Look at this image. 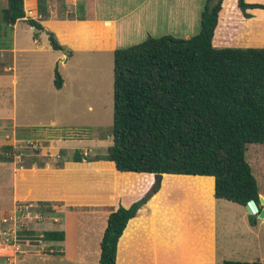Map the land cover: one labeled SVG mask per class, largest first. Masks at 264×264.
<instances>
[{
  "label": "rangeland",
  "instance_id": "374dc122",
  "mask_svg": "<svg viewBox=\"0 0 264 264\" xmlns=\"http://www.w3.org/2000/svg\"><path fill=\"white\" fill-rule=\"evenodd\" d=\"M62 2L63 0H59L58 4ZM6 4L8 5L7 0H0V47L10 49L14 42V32L3 20V11H1ZM228 12L223 15L222 22ZM261 21L264 22L262 19ZM30 27L27 23H20V38H25L28 43H24L25 45L19 43L15 61H13L14 55L12 54L11 57L8 53L0 59V69H4L0 72V112L6 110L11 115L14 114L15 120L12 122L19 125L17 133H22L26 137L23 142L17 143L16 147L12 145L11 152L15 159L22 150L23 158H26L25 164L29 166L30 158H34L35 153L38 152L39 145L38 148L36 145L38 141L40 142L39 139L42 141L44 138H49V135L60 138L61 141L57 142V145L62 149L54 150L53 155L58 170L55 171L53 180L47 178L49 182L44 187H39L40 193L45 191V194L54 196L55 200L67 197L72 200H87L83 203L86 210L73 209L65 214V217H61L60 221L40 224L38 225L40 231L29 234L27 232L30 230V223L38 220L33 219V216L38 211L45 214L47 206L42 202L17 200L11 207H4L5 203L9 202L7 198L11 196L12 189L0 188V216L10 215L16 207L19 208L23 204L28 205L27 211L31 212L25 225L20 223V229L22 228L23 231L21 234L23 239L25 238L23 243L27 244L29 241L30 245L40 247L32 246L34 247L32 250L22 252L17 257L16 264H101L100 241L111 211L120 206L130 207L136 201L151 197L157 178L145 173L119 172L111 167L98 169L94 165L95 157L106 154L108 147L113 143V51L73 52L69 49L68 62L63 64V61L56 59V51L39 49L33 44L31 38L35 32ZM200 27L198 24L195 32L189 37L197 34ZM168 29L166 27V30H163L165 32H158L155 34L156 37L165 34L181 38L186 36L182 31V22L174 24L171 30ZM147 37L148 35L145 38L138 35L132 36L129 41L118 47L140 43ZM42 39L48 40L45 34ZM235 45L218 44L217 47H246L240 41ZM252 45L257 48L264 47V45ZM24 46L29 47L30 50H21ZM9 66L13 67V70L8 69ZM57 73L65 82L63 88L56 86ZM14 75L15 83L12 82ZM2 121L0 120V124ZM43 141L45 144L49 143ZM77 150L87 155L89 164L74 160ZM29 153L33 155L25 156ZM20 158V156L17 157L18 160ZM47 158L48 156L44 157V159ZM246 159L257 178L259 191L264 195V143L248 144ZM83 160L86 161L85 158ZM61 169L64 170L61 171ZM212 187L209 177L166 175L155 192V197L161 198L157 199L156 204L162 213H171L164 217L171 226L175 216L183 215V213L177 214L179 211L177 209L170 212L166 209L168 203L172 207L175 203L181 201L183 203V197L189 191L192 193L194 189H197L202 193H208ZM187 188L191 190L186 191ZM114 190L115 197L121 190L123 198L113 197L110 192ZM71 194L72 197L69 196ZM216 199V264H223L225 260H260L264 264V219L252 220L246 206L227 199ZM95 204L103 205L105 208H97L102 210L100 213H91L96 209L92 207ZM20 216L22 218V215ZM138 226L132 223L130 227L134 233L129 243L139 246L130 248V252L134 255L136 264H150L148 261L153 255L151 252L153 231L150 228L145 229L143 234L141 230V232L136 231ZM50 229L66 231L67 239L50 242L43 240V232ZM162 230L166 231V229ZM49 246L57 250H66V256L41 255L37 252ZM80 257L84 261H79ZM5 260L8 259L0 257V264H11Z\"/></svg>",
  "mask_w": 264,
  "mask_h": 264
},
{
  "label": "trees",
  "instance_id": "16d2710c",
  "mask_svg": "<svg viewBox=\"0 0 264 264\" xmlns=\"http://www.w3.org/2000/svg\"><path fill=\"white\" fill-rule=\"evenodd\" d=\"M48 1L38 0L42 18L49 16ZM223 1L206 0L200 31L190 38L149 35L114 51L113 143L94 160L118 171L214 176L217 198L244 206L254 199L260 205L258 181L246 150L250 143H264V47L214 45ZM230 7L226 0L222 17ZM239 7L251 17L248 10L264 4L239 0ZM25 17V0H8L3 20L13 25ZM26 21L36 29L35 37L44 30L39 20ZM48 34L55 50L67 49L53 32ZM56 77L60 87L62 79L58 73ZM4 148L7 154L0 147V160L13 161L12 147ZM84 158L89 161L80 150L75 152V161ZM145 201L110 213L101 240V264H116L119 239ZM65 237L63 230L42 234L48 242ZM223 264L263 263L225 260Z\"/></svg>",
  "mask_w": 264,
  "mask_h": 264
},
{
  "label": "crops",
  "instance_id": "0c3cea01",
  "mask_svg": "<svg viewBox=\"0 0 264 264\" xmlns=\"http://www.w3.org/2000/svg\"><path fill=\"white\" fill-rule=\"evenodd\" d=\"M204 1L206 2V0H63L62 4H58L59 0H49V16L47 18H42L39 13L38 0H25V19L18 20L13 25L5 22L13 29L14 42L11 44L10 49L0 47V59L8 53L11 57L12 54L14 55L13 61H15L14 57L15 53L19 50V43H28L25 38H20V23L24 22L29 24L26 18H35L39 20L44 27V30L39 31L37 37H35L33 33L31 38L33 39V44L38 46L37 48L39 49H53L57 54L56 59L63 61V64H67L69 58L67 52L69 49L73 52H104L110 50L114 53L120 44L129 41L132 36L138 35L145 38L147 35L165 32L163 30H166V27L169 28L168 30H171L173 25L178 22H182L183 24L182 31L186 35L185 37L190 38L189 35L195 32L198 24L201 26L202 12L205 7ZM245 1L247 3L264 4V0ZM225 2L226 0L223 1V7L219 12L218 24L213 38L214 45L217 46L218 44L228 43L235 45L239 41L246 47L254 46L252 44L256 46L264 45V22L261 21V19L264 20V8L249 9L248 11L252 16L245 17L243 11L239 7V0H230V11L222 22ZM6 7H3L1 11ZM30 28L35 32L36 29L33 26ZM48 31L54 32L59 42L66 46L67 49L64 51L55 50L50 43ZM44 34L48 42L42 39ZM21 50L30 49L24 46ZM8 69L13 70V67L9 66ZM3 70V68L0 69V72H3ZM12 82H16L15 75L12 78ZM62 82V85L58 88H63L65 82ZM2 111L3 112H0V120H3L2 124H0V147L1 153L4 154L7 151L4 146L12 147V145H14V147H16L17 143L23 142L26 137L22 133H17V127L19 125L12 122L15 120L14 114L11 115L9 111L6 112V110ZM17 135H19V137H17ZM48 137L49 138L43 139L49 142L46 144L43 140L41 141V139H39L40 142L38 141L36 145L37 148L39 145L38 152L35 153L34 158H30L31 161L29 166L25 164L26 158H23L24 152L22 150L21 154L17 155V157H21L20 160H18L17 157L13 161L0 160V188L12 189L11 196L7 198L9 202H6L4 207H11L17 200L28 202L35 201L37 203L42 202L47 206V210L44 211L45 214L39 211L43 214V220H35L29 225V229L35 231L34 233L40 231L38 225L52 221L58 222L61 217H65V214L70 213L73 209L78 211L86 210L83 203H86L87 200H72L70 197L55 200L53 198L54 196L45 194V191L44 193H40L41 188L39 187H44L46 183L49 182L48 179L53 180L55 171L58 170L54 163V150L62 149L57 145V142L61 141L60 138H56L52 135ZM10 139H12V141H10ZM30 155L33 154L29 153L25 156ZM45 156H48V158L44 159ZM42 160H44V162L41 163L40 161ZM81 163L89 164L87 160L85 162L81 161ZM94 165L97 166V168L99 167L98 169H110V166H107L103 161H95ZM111 168L116 170L113 167ZM63 170L64 169H61V171ZM145 174L155 176V173ZM166 175L209 177L213 187L208 193H202L201 190L197 189H194L192 193L189 191L184 195L183 203L182 201L180 203H175L172 207L168 205V203L166 205L167 210L171 212L173 209H177L179 210L177 214L183 213V215H176L173 220L174 223L170 226L168 222L164 220V217L171 213L164 214L159 211L156 202L157 199L159 200L161 198L155 197V192H157V188L160 184L155 186L154 193L151 197L146 199L136 215L129 220L120 237L117 246L116 264L137 263L134 262V255L130 252V248L139 247L129 243L130 237L132 233H134L130 228L132 223L139 225L136 229L137 232L143 231L144 234V230L149 228L153 231V249H151L153 255L152 259L148 261L150 264H216L217 248L215 233L217 216L215 205L217 197L215 196V177L209 175L163 173L161 180H163ZM180 188L183 189V187ZM189 189L190 188H187L186 191ZM114 192L115 190L110 192L113 197H115ZM117 194L115 198L123 196L121 190L118 191ZM260 195L264 197L262 193H260ZM69 196L72 197V194ZM92 207L96 209L92 210L91 213H100L102 210H98L97 208H105V206L98 204ZM161 229H166V231H161ZM65 233L66 237L64 240L68 237V233L66 231ZM32 246L35 245H30L29 241H27V244L23 245L22 252L24 253L28 250H32L34 248ZM38 246L36 245L35 247L38 248ZM140 247H142V245ZM44 249H51L53 252L58 251L59 253H43L42 251ZM22 252L10 258H6L8 260L5 261L16 264L17 257ZM37 252L41 255L61 254L66 256V250H57L52 246L48 248L44 247ZM79 261H84V259L80 257Z\"/></svg>",
  "mask_w": 264,
  "mask_h": 264
},
{
  "label": "built area",
  "instance_id": "2783aa9c",
  "mask_svg": "<svg viewBox=\"0 0 264 264\" xmlns=\"http://www.w3.org/2000/svg\"><path fill=\"white\" fill-rule=\"evenodd\" d=\"M27 206L23 204L19 208L16 207L10 215L0 216V257L10 258L23 251V240L25 238L23 239L22 237L20 223L25 225L26 219L31 216V212L27 211ZM20 215H22V218ZM33 219L41 220L43 219V214L38 211L33 216Z\"/></svg>",
  "mask_w": 264,
  "mask_h": 264
},
{
  "label": "water",
  "instance_id": "95a60500",
  "mask_svg": "<svg viewBox=\"0 0 264 264\" xmlns=\"http://www.w3.org/2000/svg\"><path fill=\"white\" fill-rule=\"evenodd\" d=\"M163 173H155V176L157 178V184L158 186L161 182ZM248 213L250 214L251 218L253 220H257L258 218L264 219V197L260 195V205L257 203L256 200L252 199L250 200L247 205Z\"/></svg>",
  "mask_w": 264,
  "mask_h": 264
}]
</instances>
